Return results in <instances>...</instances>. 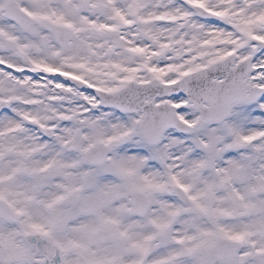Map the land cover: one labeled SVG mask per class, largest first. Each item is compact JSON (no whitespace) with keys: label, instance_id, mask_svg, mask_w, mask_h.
Here are the masks:
<instances>
[{"label":"snow or ice","instance_id":"obj_1","mask_svg":"<svg viewBox=\"0 0 264 264\" xmlns=\"http://www.w3.org/2000/svg\"><path fill=\"white\" fill-rule=\"evenodd\" d=\"M0 264H264V0H0Z\"/></svg>","mask_w":264,"mask_h":264}]
</instances>
